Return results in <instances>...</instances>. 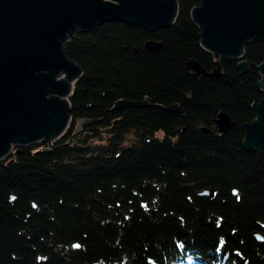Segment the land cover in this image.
Here are the masks:
<instances>
[{"label": "trees", "instance_id": "obj_1", "mask_svg": "<svg viewBox=\"0 0 264 264\" xmlns=\"http://www.w3.org/2000/svg\"><path fill=\"white\" fill-rule=\"evenodd\" d=\"M178 4L168 28L112 21L66 43L82 68L70 125L0 161V264H264V148L249 151L243 128L264 99V41L195 77L189 61L211 71L218 57L192 17L200 0Z\"/></svg>", "mask_w": 264, "mask_h": 264}, {"label": "water", "instance_id": "obj_2", "mask_svg": "<svg viewBox=\"0 0 264 264\" xmlns=\"http://www.w3.org/2000/svg\"><path fill=\"white\" fill-rule=\"evenodd\" d=\"M178 0H0V161L13 148L59 139L71 121L69 96L82 68L65 51L79 31L95 33L106 22L121 21L156 31L173 25ZM200 28L202 45L218 59L208 71L198 61L188 62L195 77H221V58L239 59L246 45L264 41V0H200L192 11ZM160 50L161 43L148 41ZM242 73L250 65L238 64ZM264 76V62L259 66ZM264 86V83H262ZM150 99L116 102L114 109L150 106ZM179 106L166 107L177 112ZM256 119L243 125L249 151L264 148V99L254 104ZM216 125L222 133L233 127L229 115L220 113ZM205 188L200 196L214 197ZM259 241L263 236L257 234Z\"/></svg>", "mask_w": 264, "mask_h": 264}, {"label": "rangeland", "instance_id": "obj_3", "mask_svg": "<svg viewBox=\"0 0 264 264\" xmlns=\"http://www.w3.org/2000/svg\"><path fill=\"white\" fill-rule=\"evenodd\" d=\"M83 123H84V121H82V120H80V121L78 122L77 129H78L79 131H81V130L83 131V128H84V127H83ZM69 125H70V124H69ZM14 148H15V147H14ZM14 148H13V149H14ZM11 154H13V153H11ZM11 154H10V156H11ZM10 156H9V157H10ZM9 157H8V158H9ZM8 158H7V159H8Z\"/></svg>", "mask_w": 264, "mask_h": 264}, {"label": "flooded vegetation", "instance_id": "obj_4", "mask_svg": "<svg viewBox=\"0 0 264 264\" xmlns=\"http://www.w3.org/2000/svg\"><path fill=\"white\" fill-rule=\"evenodd\" d=\"M158 135H159V136H163L164 133H163V132H159ZM15 148H16V147H15ZM15 148H14V149H15ZM14 149H13L12 153L14 152Z\"/></svg>", "mask_w": 264, "mask_h": 264}]
</instances>
